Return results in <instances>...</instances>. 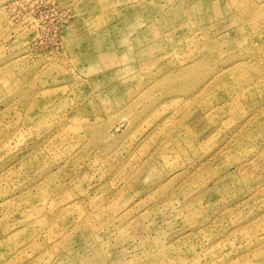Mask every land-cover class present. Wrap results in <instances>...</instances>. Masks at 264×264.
Returning <instances> with one entry per match:
<instances>
[{
	"label": "rangeland",
	"instance_id": "1",
	"mask_svg": "<svg viewBox=\"0 0 264 264\" xmlns=\"http://www.w3.org/2000/svg\"><path fill=\"white\" fill-rule=\"evenodd\" d=\"M0 264H264V0H0Z\"/></svg>",
	"mask_w": 264,
	"mask_h": 264
}]
</instances>
